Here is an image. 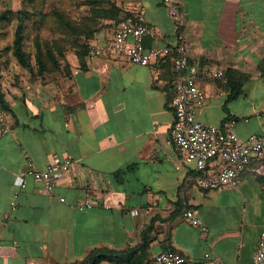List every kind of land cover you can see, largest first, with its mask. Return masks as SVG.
<instances>
[{"label": "crops", "instance_id": "obj_1", "mask_svg": "<svg viewBox=\"0 0 264 264\" xmlns=\"http://www.w3.org/2000/svg\"><path fill=\"white\" fill-rule=\"evenodd\" d=\"M175 1L191 58L225 72L224 80H201L206 103L197 120L221 127L235 120L242 140L263 136L264 0ZM111 2L122 15L143 13L156 31L147 48L176 45L163 0ZM102 23L97 33L110 40L120 23ZM4 27L0 83L13 132L0 135V264H73L96 250L143 244L137 264H154L168 250L186 264H252L264 230V178L246 173L236 188L203 190L196 172L177 168L170 64L153 71L109 50L76 57L69 74L43 80L18 63ZM54 155L74 161L54 191L29 179L15 198L16 175L45 169ZM85 200L94 207L79 209ZM187 210L197 211L205 232L184 218Z\"/></svg>", "mask_w": 264, "mask_h": 264}, {"label": "built area", "instance_id": "obj_2", "mask_svg": "<svg viewBox=\"0 0 264 264\" xmlns=\"http://www.w3.org/2000/svg\"><path fill=\"white\" fill-rule=\"evenodd\" d=\"M163 3L176 23V45L147 48L145 39L155 37L156 31L141 13L120 23L110 40L109 36L101 37L96 33L94 43L89 45V55L101 57L110 50L114 56H121L131 64L149 67L153 71L170 64L174 79L175 115L170 141L181 154V163L177 168L185 166L196 172V185L199 188H236L241 176L246 173L264 178V135L242 140L233 129L235 120H231L226 127L207 126L197 120L196 111L206 103L201 80H224L225 72L212 67H201L191 58L178 3L175 0H163ZM12 132L7 122V112L0 105V135ZM73 164L70 157L54 155L45 169L32 167L19 172L14 179L17 189L14 197L17 198L19 192L27 187L29 179L39 182L46 193H52L57 182L71 170ZM61 201L64 202L65 199ZM77 207L81 210L91 209L94 204L85 200L78 203ZM183 216L192 226L203 232L207 230L196 210H187ZM209 257L207 254L206 258ZM153 262L186 264L187 259L176 251L168 250L157 254ZM252 264H264V230Z\"/></svg>", "mask_w": 264, "mask_h": 264}, {"label": "rangeland", "instance_id": "obj_3", "mask_svg": "<svg viewBox=\"0 0 264 264\" xmlns=\"http://www.w3.org/2000/svg\"><path fill=\"white\" fill-rule=\"evenodd\" d=\"M115 1L120 3L122 0ZM0 7V23L5 25L4 40L7 42L11 41L18 25L17 13L23 11L24 49L32 59L34 74L43 80L53 78L56 81L60 75L69 74L70 62L76 57L79 59L82 46L87 42L84 35L73 29L91 18L89 0H0ZM103 24L101 21L99 27ZM38 48H42L44 53L46 49L51 50L56 60V64L46 61L47 70L43 75L37 73L35 57Z\"/></svg>", "mask_w": 264, "mask_h": 264}, {"label": "trees", "instance_id": "obj_4", "mask_svg": "<svg viewBox=\"0 0 264 264\" xmlns=\"http://www.w3.org/2000/svg\"><path fill=\"white\" fill-rule=\"evenodd\" d=\"M89 5L91 6V18L89 20H85L83 22V25L81 24L80 27L73 29L74 32H77L78 34H82L85 36V40L87 41L84 46H82V53L79 54V60L80 62L83 61V58L89 54V42L93 40L94 36L100 29V23L103 20H106L109 18L115 20L116 22L122 23L123 21H126L127 19L131 18L132 15L130 14H124V18H122L120 15H122V11L120 8L116 5V3H112L108 0H89ZM22 14L23 11H19L17 13L18 15V25L15 30L14 34V40L12 44V52L13 56L17 59L18 63L31 71L34 72L33 65H32V59L31 57L26 53L24 49V22L22 20ZM47 60L53 62L56 64V60L53 57L51 50L46 49V53H44V50L42 48H38V51L36 53L35 62L36 66L38 68V75H43L47 70ZM1 78V77H0ZM238 93H235L231 96V98H234L237 96ZM0 105L8 110V105L5 102L4 94L2 92V86L0 83ZM120 175V174H119ZM144 241L146 243V236L144 235ZM144 247V244L139 247L130 248L126 251H114V250H107V249H101L93 251L84 261L79 263H73V264H100L104 261H108L110 263H116V264H137L139 263L138 258V252L142 250Z\"/></svg>", "mask_w": 264, "mask_h": 264}]
</instances>
